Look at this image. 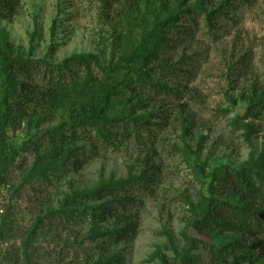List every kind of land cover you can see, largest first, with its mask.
<instances>
[{
  "label": "rangeland",
  "instance_id": "374dc122",
  "mask_svg": "<svg viewBox=\"0 0 264 264\" xmlns=\"http://www.w3.org/2000/svg\"><path fill=\"white\" fill-rule=\"evenodd\" d=\"M181 2L21 0L10 19L0 20V29L15 53L46 58L53 66L80 54L98 56L101 67L119 63L123 69L111 74L116 85L127 73L124 67L134 65L120 59L131 57L142 36ZM198 3L207 13L226 5L212 27L200 13L192 19L182 15L178 32L166 30L168 47L152 62L148 85L134 84L125 93L131 97L127 107L141 102L131 114L137 125L126 123L129 135L122 136L120 126L108 140L95 138L90 129L85 138L77 133L75 144H67L76 156L43 176L33 170L36 158L49 156L48 131L67 122V113L40 96L43 66L32 70L35 88L11 99L19 101L18 110L4 129L12 161L0 179V264H94L115 255L122 264H178L186 246L183 233L209 245L239 239L231 232L199 233L190 223L216 186V169L246 167L264 186V162H250L264 143V108L255 103L264 95V0H188L180 10ZM77 101L70 103L76 107ZM122 108L115 100V112ZM131 180L136 184L125 192L131 205L102 223L91 221V209L108 199L75 197ZM132 228L134 235L125 239L93 238L96 232L120 229L124 235ZM252 240L257 264H264V230ZM191 255L196 264H210L201 245Z\"/></svg>",
  "mask_w": 264,
  "mask_h": 264
},
{
  "label": "trees",
  "instance_id": "16d2710c",
  "mask_svg": "<svg viewBox=\"0 0 264 264\" xmlns=\"http://www.w3.org/2000/svg\"><path fill=\"white\" fill-rule=\"evenodd\" d=\"M128 2L129 0H125ZM188 0H182L183 3ZM21 0H0V20L10 19L15 13ZM181 3H176L171 13H167L160 23H157L152 31L141 38V42L134 49L133 55L127 59H120L126 63L138 64L136 69L132 66L124 67L127 73L119 84L115 83V78L111 74H118L123 69L119 63L109 64L107 67H101L98 56L92 54H80L71 56L62 61L61 64L53 66L47 59L33 60L30 57H24L13 51V45L9 42L7 35L0 29V179L5 175L6 169L11 164L12 157L9 155L4 129L12 125L18 110L19 101H11L17 94L21 93L24 97L32 88H35L34 80H31L32 70L43 66V75L35 74L41 77L40 96L49 107L63 109L66 113L67 122L60 127L48 131L49 140L52 142V151L49 156H37L33 170L43 176L44 172L54 165H64L70 158L76 156L75 150L67 147L68 143L75 144L77 133L83 138L88 134L89 129L94 130L95 138L108 140L116 134L118 126L122 128L121 135L128 136V129L131 125H137L135 118H131L132 109L140 108L141 102L130 104L131 97H126V91L132 92V85L137 84L140 87H146L149 72L153 69V61H159V56L165 53L168 47L170 30L173 33L178 32L176 24L182 15L192 19L193 14H205L209 27H212L211 21L214 16L220 14L223 3L215 11L207 13L205 5L195 4L185 11L180 10ZM162 63V62H160ZM93 68H97L101 77L93 74ZM80 69L81 71H79ZM57 75L54 77L53 73ZM33 78V77H32ZM81 78L84 83H79ZM21 80V81H19ZM153 88H161L151 86ZM71 99L78 100L76 107L70 103ZM123 102L122 111L116 113L114 110V101ZM256 105L264 108V95L255 99ZM247 114V112H246ZM142 126V125H140ZM67 133V134H66ZM74 150V151H73ZM47 158V161L45 160ZM251 164L257 166L264 162V143L256 159H250ZM60 163V164H59ZM145 180V179H143ZM212 181L216 186L211 188V196L205 204L200 206L197 216L191 221L190 225L199 233H220L231 232L239 239H231V244L221 242L219 244L209 245L198 239L189 238L183 233V240L186 246L178 255V264H196L192 258V250L201 247L207 252L210 258V264H257L254 251L253 235L264 230V186L253 180L246 167L230 170L226 167H220L212 174ZM136 184L135 180L131 182H110L106 185L96 188L85 195L76 194L75 197L86 198L92 202L104 201L98 207L92 208L90 219L93 223H102L116 218L121 210L131 205L132 201L125 194L127 186ZM219 189L221 194L218 196L213 190ZM222 196L225 199H220ZM238 199L237 204L228 201V198ZM124 213V212H123ZM134 228L128 230L124 235L123 230H105L93 234L95 239L127 238L134 235ZM200 242V245L198 243ZM117 256L104 257L97 260L94 264H122Z\"/></svg>",
  "mask_w": 264,
  "mask_h": 264
}]
</instances>
